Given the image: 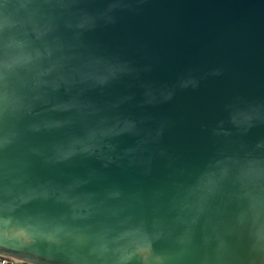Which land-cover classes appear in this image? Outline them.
Masks as SVG:
<instances>
[{
    "label": "water",
    "instance_id": "95a60500",
    "mask_svg": "<svg viewBox=\"0 0 264 264\" xmlns=\"http://www.w3.org/2000/svg\"><path fill=\"white\" fill-rule=\"evenodd\" d=\"M0 255L264 264V0H0Z\"/></svg>",
    "mask_w": 264,
    "mask_h": 264
},
{
    "label": "built area",
    "instance_id": "2783aa9c",
    "mask_svg": "<svg viewBox=\"0 0 264 264\" xmlns=\"http://www.w3.org/2000/svg\"><path fill=\"white\" fill-rule=\"evenodd\" d=\"M14 263H19V262H17L16 260L10 257L0 255V264H14Z\"/></svg>",
    "mask_w": 264,
    "mask_h": 264
},
{
    "label": "flooded vegetation",
    "instance_id": "af4514ba",
    "mask_svg": "<svg viewBox=\"0 0 264 264\" xmlns=\"http://www.w3.org/2000/svg\"><path fill=\"white\" fill-rule=\"evenodd\" d=\"M14 264H27V263H14Z\"/></svg>",
    "mask_w": 264,
    "mask_h": 264
}]
</instances>
